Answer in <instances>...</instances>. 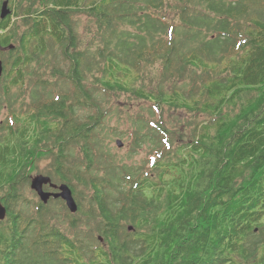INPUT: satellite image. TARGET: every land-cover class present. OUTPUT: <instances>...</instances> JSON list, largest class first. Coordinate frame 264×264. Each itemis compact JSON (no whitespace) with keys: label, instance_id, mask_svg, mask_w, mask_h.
I'll use <instances>...</instances> for the list:
<instances>
[{"label":"trees","instance_id":"16d2710c","mask_svg":"<svg viewBox=\"0 0 264 264\" xmlns=\"http://www.w3.org/2000/svg\"><path fill=\"white\" fill-rule=\"evenodd\" d=\"M5 1L0 264H264V0Z\"/></svg>","mask_w":264,"mask_h":264},{"label":"rangeland","instance_id":"374dc122","mask_svg":"<svg viewBox=\"0 0 264 264\" xmlns=\"http://www.w3.org/2000/svg\"><path fill=\"white\" fill-rule=\"evenodd\" d=\"M86 23V20L83 19L82 21V24L84 26V24ZM83 36L85 37V41L88 40V36L86 34H83ZM127 99L128 97H122V98H113L112 101L114 102V104L116 106H120V108H123V109H127L129 111H132V112H137L139 111L141 108L145 107V105L143 103H134L133 101L131 102V105H127ZM6 110L3 109L1 110L0 112V123L4 120V118H6ZM189 115L188 113H186L185 111H176V112H173V113H170V119L172 120H177L180 121V120H185V119H188ZM204 117H201V120H203ZM110 128H113L114 126H117V119L113 116L110 120ZM177 125H179V123H176ZM128 126H124L123 128L124 129H127ZM118 140H121L124 144L123 148H119L118 145H117V141ZM106 143L108 144V146L110 147V149L113 151V153H117L119 155L120 158H122L126 163H135V164H139L146 156V152H147V146H144L142 149H140V151L135 155V156H131L129 157V154H130V141L128 140L127 137L124 136L121 137V136H117V137H114L112 140L111 138L108 139L106 141ZM118 157V158H119ZM49 164V160H45V161H42L41 164H40V168L42 171L45 170V168L47 167V165ZM36 175H34L33 177H35ZM36 196H35V195ZM27 196L33 200H38V196L36 193H34L31 188H28L27 190ZM86 205V204H85Z\"/></svg>","mask_w":264,"mask_h":264},{"label":"water","instance_id":"95a60500","mask_svg":"<svg viewBox=\"0 0 264 264\" xmlns=\"http://www.w3.org/2000/svg\"><path fill=\"white\" fill-rule=\"evenodd\" d=\"M11 14V10L9 8V0H6L1 7V18L5 19L7 16ZM10 48H13L12 46ZM4 72L3 62L0 60V77H2ZM117 145L119 148H123L124 144L121 140L117 141ZM45 186H50L52 189L57 190V192H47L44 190ZM31 189L37 193L40 200L47 204L51 198L54 199H62L65 201L69 211L73 214L77 213L79 210V206L77 204L76 199L74 198L73 192L71 188L67 184L56 185L52 183L50 177L39 175L32 179L31 181ZM7 209L0 202V220L3 221L6 219ZM132 228H130L131 230Z\"/></svg>","mask_w":264,"mask_h":264}]
</instances>
